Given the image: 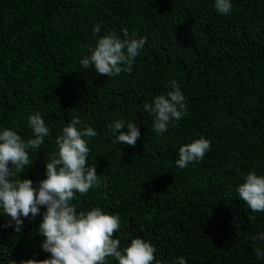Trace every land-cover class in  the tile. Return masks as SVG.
<instances>
[{"label":"trees","instance_id":"16d2710c","mask_svg":"<svg viewBox=\"0 0 264 264\" xmlns=\"http://www.w3.org/2000/svg\"><path fill=\"white\" fill-rule=\"evenodd\" d=\"M232 4L221 15L214 0H0V130L27 140V116L37 112L50 129L17 178L46 179L56 137L79 117L78 127L98 133L85 139L100 184L74 203L118 215L121 249L138 237L161 264H264L253 250L264 241L251 239L264 233V212L236 192L248 172L264 175V0ZM125 28L147 37L131 73L109 78L80 66L98 36L123 39ZM172 80L188 114L157 135L143 105ZM115 119L140 126L135 147L112 144L106 125ZM201 137L211 150L179 169V147ZM44 211L21 217L17 233L0 209V264L50 258L38 233Z\"/></svg>","mask_w":264,"mask_h":264},{"label":"clouds","instance_id":"9594fccd","mask_svg":"<svg viewBox=\"0 0 264 264\" xmlns=\"http://www.w3.org/2000/svg\"><path fill=\"white\" fill-rule=\"evenodd\" d=\"M214 7L217 13L228 15L233 10L232 0H214ZM92 32L99 34L100 25L97 24ZM122 32L123 39L114 31L98 36L95 46L90 48V55L80 60V66L83 69L94 67L96 73L109 78L131 73L147 37L137 38V33H129L127 28ZM169 84L165 94L143 105L153 116L152 130L157 135H163L169 125L175 126L174 121L188 114L178 82L172 80ZM27 124L33 133L27 140L11 128L0 130V209L11 218L5 227H14L19 233L23 225L21 217L35 218L40 215L41 208H45L38 233L43 237L42 250L50 253V258L29 259L21 264H109L110 259L117 264H161L155 257L156 248L142 238L131 239L130 244L121 249L120 239L113 238L121 227L118 215L108 214L99 207L78 211L74 203L100 184L95 165H88L90 149L85 139L95 138L97 131L88 125L81 129L78 127L81 120L74 116L56 137L58 151L46 162V179L34 186L31 179L17 178V175L31 165L29 151L40 149L50 129L38 112L27 116ZM106 127L112 133L114 145L135 147L140 138V126L134 122L115 119ZM211 146L203 137L181 145L176 166L185 169L189 164L199 163ZM236 192L253 213L264 212V175H257L254 169L248 172ZM251 239L264 241V233L254 234ZM253 250L258 258H264V249L254 244ZM173 264H187V261L180 257Z\"/></svg>","mask_w":264,"mask_h":264}]
</instances>
